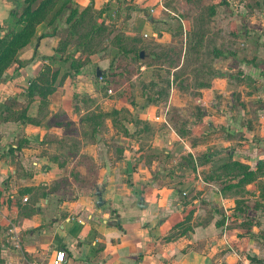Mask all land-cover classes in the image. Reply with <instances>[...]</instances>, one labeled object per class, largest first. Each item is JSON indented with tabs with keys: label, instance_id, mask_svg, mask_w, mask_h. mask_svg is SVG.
<instances>
[{
	"label": "crops",
	"instance_id": "0c3cea01",
	"mask_svg": "<svg viewBox=\"0 0 264 264\" xmlns=\"http://www.w3.org/2000/svg\"><path fill=\"white\" fill-rule=\"evenodd\" d=\"M69 1L74 19L91 6L101 21L116 16L101 14L109 0ZM67 5L37 25L0 85V264H54L59 250L63 264L263 262L264 34L222 48L214 75L146 62L152 90L135 75L109 94L97 70L110 59L77 49ZM24 6L0 0V36L23 28L11 13ZM117 30L133 41L132 27Z\"/></svg>",
	"mask_w": 264,
	"mask_h": 264
},
{
	"label": "rangeland",
	"instance_id": "374dc122",
	"mask_svg": "<svg viewBox=\"0 0 264 264\" xmlns=\"http://www.w3.org/2000/svg\"><path fill=\"white\" fill-rule=\"evenodd\" d=\"M64 1L61 4L62 0H54L52 10L59 4L62 5L59 13L67 8L70 1ZM111 1L102 8L101 14L105 10L115 12L114 18L108 16L105 21L99 20L102 16L98 11L90 10L92 6L82 11L77 19L69 20L68 17L74 28L72 32H78L80 44L77 49H81L83 55L99 53L110 59L111 71L101 74L104 80L98 77L109 89L121 90L128 81L131 83V77L139 75L132 84L140 91L147 86L152 90V85L144 78L140 79L145 76L140 64L146 62L173 66L184 61L183 71L191 67L194 74L200 75L208 68L209 74L214 75L213 64L223 54L222 48L239 42L242 51L250 40L255 42V38L264 34V0H114L109 6ZM67 6L70 11L79 12L78 8L72 7L73 3ZM150 9H155V14ZM150 15L155 16L157 29L149 34L145 27ZM179 17L185 21L186 28ZM127 27L134 30L132 42L117 30ZM137 40L139 43H135ZM141 51H144V59L138 57ZM79 62L86 64L88 59L81 58ZM105 68L109 69L107 65ZM171 73L164 68L161 70L158 88L161 94L168 92Z\"/></svg>",
	"mask_w": 264,
	"mask_h": 264
},
{
	"label": "trees",
	"instance_id": "16d2710c",
	"mask_svg": "<svg viewBox=\"0 0 264 264\" xmlns=\"http://www.w3.org/2000/svg\"><path fill=\"white\" fill-rule=\"evenodd\" d=\"M54 0H25L26 6L17 12H12V16L18 17V24H23L19 31L11 29L6 35L0 36V85L3 82V76L9 66L16 61L18 52L28 45L35 36L36 28L39 23L47 19L52 10ZM22 6V5H21ZM78 12L71 11V18H75ZM18 14V15H17ZM52 34H45L48 36ZM140 58V55L138 54Z\"/></svg>",
	"mask_w": 264,
	"mask_h": 264
},
{
	"label": "built area",
	"instance_id": "2783aa9c",
	"mask_svg": "<svg viewBox=\"0 0 264 264\" xmlns=\"http://www.w3.org/2000/svg\"><path fill=\"white\" fill-rule=\"evenodd\" d=\"M162 2V1H161ZM163 6V4H161ZM152 13H155V9H151ZM179 19L183 21L182 18L179 17ZM148 36V35H146ZM103 76H100V80H104ZM109 94H113V90L109 89L108 90ZM24 201H28V198H24ZM9 238L11 240L12 243V247L15 251L18 252H22L24 249V237H23V232L22 229L19 227V225H17L15 222H11L10 223V227H9ZM66 258V253L63 250H59L56 252L55 258L53 263L54 264H63ZM36 264H42L40 262L36 263ZM257 264H264L263 262L257 263Z\"/></svg>",
	"mask_w": 264,
	"mask_h": 264
},
{
	"label": "water",
	"instance_id": "95a60500",
	"mask_svg": "<svg viewBox=\"0 0 264 264\" xmlns=\"http://www.w3.org/2000/svg\"><path fill=\"white\" fill-rule=\"evenodd\" d=\"M140 58L141 59H144L145 58L144 51H141L140 52ZM97 75H98V77L101 76V70L100 69L97 70ZM97 197H98L97 205L98 206H103L105 204V200L103 199V193H102V191L97 190ZM143 200H144L143 197H141L140 198V201H143ZM139 205H141V204H139Z\"/></svg>",
	"mask_w": 264,
	"mask_h": 264
}]
</instances>
